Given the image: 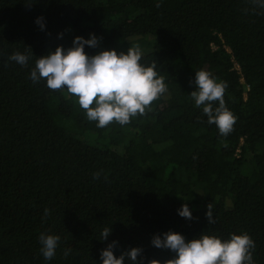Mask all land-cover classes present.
<instances>
[{
  "label": "trees",
  "instance_id": "16d2710c",
  "mask_svg": "<svg viewBox=\"0 0 264 264\" xmlns=\"http://www.w3.org/2000/svg\"><path fill=\"white\" fill-rule=\"evenodd\" d=\"M90 34L98 46H84L89 56L139 45L140 63L156 64L168 91L146 115L99 128L66 89L30 79L36 58ZM15 52L27 66L9 60ZM199 70L227 83L237 119L226 137L190 97ZM183 204L192 219L178 214ZM168 231L185 240L246 232L264 264V9L250 0H0V264H102L113 241L116 257L135 247L139 264H164L175 254L151 240ZM41 233L60 237L51 260Z\"/></svg>",
  "mask_w": 264,
  "mask_h": 264
},
{
  "label": "clouds",
  "instance_id": "9594fccd",
  "mask_svg": "<svg viewBox=\"0 0 264 264\" xmlns=\"http://www.w3.org/2000/svg\"><path fill=\"white\" fill-rule=\"evenodd\" d=\"M253 5L264 9V0H250ZM159 6V4L157 5ZM43 18H37L36 23L44 29ZM73 46L64 49L57 46L55 51L36 58L35 67L31 70L30 79L37 83L46 81L48 89L61 91L74 96L89 121L96 122L99 128H106L116 123L127 125L132 118L144 116L152 110V104L168 91L164 78L159 76L156 64L144 66L140 63L142 52L139 45L127 49V52L117 53L115 50H102L95 55H87L84 46H98V38L90 34V38L75 37ZM30 57L19 52L9 56V60L21 66H27ZM196 90L190 93L196 107L203 106L207 123L215 124L219 135L228 136L233 130L236 116L227 108L224 93L226 82H218L211 73L205 70L195 72ZM218 106L213 108V103ZM100 172L93 173L94 179H99ZM107 179V177H105ZM214 205H207L205 213L209 224H214ZM50 214L45 208V217ZM178 214L186 219H192L187 204H183ZM111 232L106 227L101 233V240H106ZM154 235L151 243L159 249H168L175 255L164 261V264H255L252 252L255 243L245 232L231 234L229 239L222 240L216 236L201 234L199 238L185 240L178 233L168 231ZM60 237L41 233L39 236L40 251L46 260H51ZM116 242L101 250L102 264H124L125 259L132 264H139L142 259V249L131 248L121 252L119 257L113 254ZM69 251H65L67 256ZM148 264H161L152 259Z\"/></svg>",
  "mask_w": 264,
  "mask_h": 264
},
{
  "label": "rangeland",
  "instance_id": "374dc122",
  "mask_svg": "<svg viewBox=\"0 0 264 264\" xmlns=\"http://www.w3.org/2000/svg\"><path fill=\"white\" fill-rule=\"evenodd\" d=\"M90 137L92 138V137H93V135H90Z\"/></svg>",
  "mask_w": 264,
  "mask_h": 264
}]
</instances>
